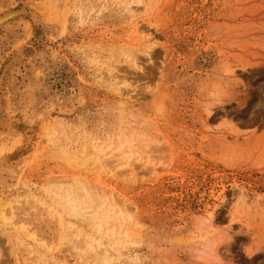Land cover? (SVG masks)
Segmentation results:
<instances>
[{
  "label": "rangeland",
  "instance_id": "374dc122",
  "mask_svg": "<svg viewBox=\"0 0 264 264\" xmlns=\"http://www.w3.org/2000/svg\"><path fill=\"white\" fill-rule=\"evenodd\" d=\"M22 7L0 264H264V0H0Z\"/></svg>",
  "mask_w": 264,
  "mask_h": 264
},
{
  "label": "bare ground",
  "instance_id": "6f19581e",
  "mask_svg": "<svg viewBox=\"0 0 264 264\" xmlns=\"http://www.w3.org/2000/svg\"><path fill=\"white\" fill-rule=\"evenodd\" d=\"M22 10L21 11H15V12H13V11H3V12H1L0 13V26H2V25H5V24H8L10 21H12L15 17H17V16H19V14L21 13H27V14H29L30 16L29 17H31V19H32V21H33V23L35 24L36 23V26H38V20L35 18V16L30 12V11H28L27 9V11L25 10V9H23V7L21 8ZM27 51V50H26ZM23 53H24V51L22 52V51H20L19 52V56H17V57H15V59L13 60V61H11V62H9L8 64H5V66L3 67V71L1 72V75H0V126L1 127H3V128H5V129H10V127H11V123H10V121L9 120H7L6 119V117H5V114H4V110H3V105H2V99H1V91H2V85H3V82H4V80H5V78H6V76H7V74H8V72L10 71V69L12 68V66H13V64H15L16 62H18L22 57H23ZM25 55V54H24ZM1 70V69H0ZM109 72V71H108ZM111 75V74H110ZM109 75V73H108V76H110ZM113 76H114V74H112L111 75V78H113ZM12 128V127H11ZM122 149V146L121 147H119V150H121ZM103 152V149H98L97 151H96V163H100L101 164V162L100 161H98V157L101 155V153ZM11 158H9V157H2V155L0 154V166L4 163V164H7L8 162H9V160H10ZM74 201L73 200H68V203L69 204H71V203H73ZM110 203V202H109ZM110 204H112V201H111V203ZM113 205H117L116 204V202L114 201L113 202ZM73 206H74V204H73ZM77 208V207H76ZM76 208H73V210H77ZM213 219H214V214L213 213H210L209 215H208V217L206 218V220H205V222H204V224L209 228V229H213V227H214V221H213ZM98 227V226H97ZM100 228V227H99ZM98 228V229H99ZM231 228H230V226H229V230H230ZM111 230H113V229H111ZM110 230V234H113L114 232L113 231H111ZM228 232H230V231H228ZM228 232H227V234H228ZM27 248V249H26ZM25 249L26 250H28L29 251V248L30 247H26Z\"/></svg>",
  "mask_w": 264,
  "mask_h": 264
}]
</instances>
